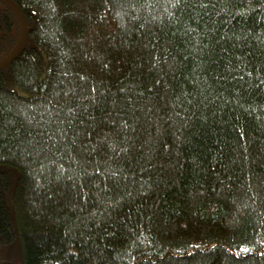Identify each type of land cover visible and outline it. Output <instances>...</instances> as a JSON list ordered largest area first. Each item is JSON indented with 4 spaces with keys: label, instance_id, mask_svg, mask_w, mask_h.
Returning <instances> with one entry per match:
<instances>
[{
    "label": "trees",
    "instance_id": "1",
    "mask_svg": "<svg viewBox=\"0 0 264 264\" xmlns=\"http://www.w3.org/2000/svg\"><path fill=\"white\" fill-rule=\"evenodd\" d=\"M14 1L33 27L0 70V247L264 264V0ZM18 33L0 3V58Z\"/></svg>",
    "mask_w": 264,
    "mask_h": 264
},
{
    "label": "water",
    "instance_id": "2",
    "mask_svg": "<svg viewBox=\"0 0 264 264\" xmlns=\"http://www.w3.org/2000/svg\"><path fill=\"white\" fill-rule=\"evenodd\" d=\"M0 3L4 5L17 19L19 25V33L17 40L13 47L6 53L2 58H0V70L7 68L23 51L25 48L29 31L32 29L33 25H29L28 19L24 11L18 6L14 0H0ZM3 170V167L0 165V171ZM16 174L15 170H12ZM18 177L16 176L15 184ZM11 217L13 224L15 226V216L13 208L11 210ZM8 249L13 251L14 254L21 256V246L18 236L16 235L14 240L8 245Z\"/></svg>",
    "mask_w": 264,
    "mask_h": 264
},
{
    "label": "rangeland",
    "instance_id": "3",
    "mask_svg": "<svg viewBox=\"0 0 264 264\" xmlns=\"http://www.w3.org/2000/svg\"><path fill=\"white\" fill-rule=\"evenodd\" d=\"M0 255L4 257H11L13 264H23L22 258L18 255L13 254L12 251H10L8 248L0 247ZM0 264H2V261L0 260Z\"/></svg>",
    "mask_w": 264,
    "mask_h": 264
},
{
    "label": "flooded vegetation",
    "instance_id": "4",
    "mask_svg": "<svg viewBox=\"0 0 264 264\" xmlns=\"http://www.w3.org/2000/svg\"><path fill=\"white\" fill-rule=\"evenodd\" d=\"M0 260L2 261V264H13L12 259L10 258H7L5 261L3 258H0Z\"/></svg>",
    "mask_w": 264,
    "mask_h": 264
}]
</instances>
